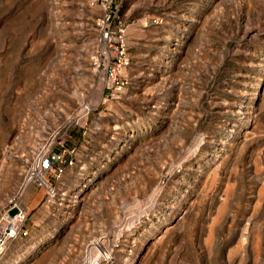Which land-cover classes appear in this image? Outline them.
Wrapping results in <instances>:
<instances>
[{
    "label": "rangeland",
    "instance_id": "374dc122",
    "mask_svg": "<svg viewBox=\"0 0 264 264\" xmlns=\"http://www.w3.org/2000/svg\"><path fill=\"white\" fill-rule=\"evenodd\" d=\"M112 1L101 42V0H0V209L18 181L6 146L39 85L104 84L119 36L129 58L124 93L57 184L83 207H41L29 187L30 238L1 264H79L103 236L92 261L264 264V0Z\"/></svg>",
    "mask_w": 264,
    "mask_h": 264
},
{
    "label": "built area",
    "instance_id": "2783aa9c",
    "mask_svg": "<svg viewBox=\"0 0 264 264\" xmlns=\"http://www.w3.org/2000/svg\"><path fill=\"white\" fill-rule=\"evenodd\" d=\"M100 8L105 25L100 41L110 42L113 30L109 20L115 18L118 8L112 0H101ZM118 38L117 45L108 47L110 56L103 53L105 68H108L100 75L104 84H90L89 89L84 88V84H78L77 88L70 85L64 92L66 84H40L29 100L17 131L6 146L17 151L18 181L15 194L5 196L0 209V264L13 242L30 238L32 222L22 201L27 189L33 186L43 191L41 207L48 208L56 200L59 202L60 195L66 192H60L57 184L78 166V150L85 149L93 141L91 133L99 131V121L110 114V104L124 93L125 82L120 80L125 76L129 58L122 38ZM67 93L76 99L75 105L69 106L56 97ZM98 107L100 110L95 114ZM73 130L79 135L77 145L70 144ZM112 246L107 244L106 247Z\"/></svg>",
    "mask_w": 264,
    "mask_h": 264
},
{
    "label": "bare ground",
    "instance_id": "6f19581e",
    "mask_svg": "<svg viewBox=\"0 0 264 264\" xmlns=\"http://www.w3.org/2000/svg\"><path fill=\"white\" fill-rule=\"evenodd\" d=\"M59 202H60L59 206H61V208H63L64 211H69V210L73 211V209L75 207L81 209L83 207V202L84 201H83V198H81V197H78L76 195L75 196H71V195H69L67 193H64V194L60 195ZM140 222H142V221H140ZM125 229L127 230V228H125ZM100 234H99V236H100ZM103 238H104V236L102 238H99V239L98 238H93V239L89 240V242L87 243V246L85 245L89 249V251H86V249H85V254L81 258L79 264H113V262L115 261L114 256H113V252H115V251H111V250L108 251L106 249H102V251L99 252V254L95 258V260H93V261L90 260L91 250H97V249L100 250V247L103 245V242H102ZM126 238H127V236L125 235L123 237V239L121 240V244H122V242L127 244ZM131 247H133V245H131ZM117 250L118 249H116V251ZM120 252L127 253L126 250H120ZM127 264H134V261H129Z\"/></svg>",
    "mask_w": 264,
    "mask_h": 264
}]
</instances>
